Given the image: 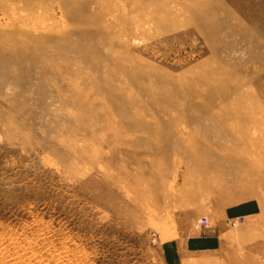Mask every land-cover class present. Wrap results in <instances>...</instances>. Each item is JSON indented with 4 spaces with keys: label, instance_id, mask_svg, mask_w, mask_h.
I'll return each instance as SVG.
<instances>
[{
    "label": "rangeland",
    "instance_id": "1",
    "mask_svg": "<svg viewBox=\"0 0 264 264\" xmlns=\"http://www.w3.org/2000/svg\"><path fill=\"white\" fill-rule=\"evenodd\" d=\"M0 264H264V0H0Z\"/></svg>",
    "mask_w": 264,
    "mask_h": 264
},
{
    "label": "crops",
    "instance_id": "2",
    "mask_svg": "<svg viewBox=\"0 0 264 264\" xmlns=\"http://www.w3.org/2000/svg\"><path fill=\"white\" fill-rule=\"evenodd\" d=\"M202 244H203V242H202Z\"/></svg>",
    "mask_w": 264,
    "mask_h": 264
}]
</instances>
